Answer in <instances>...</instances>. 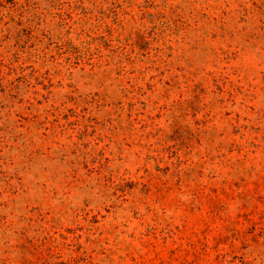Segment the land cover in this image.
Listing matches in <instances>:
<instances>
[{
    "label": "rangeland",
    "instance_id": "1",
    "mask_svg": "<svg viewBox=\"0 0 264 264\" xmlns=\"http://www.w3.org/2000/svg\"><path fill=\"white\" fill-rule=\"evenodd\" d=\"M0 264H264V0H0Z\"/></svg>",
    "mask_w": 264,
    "mask_h": 264
}]
</instances>
